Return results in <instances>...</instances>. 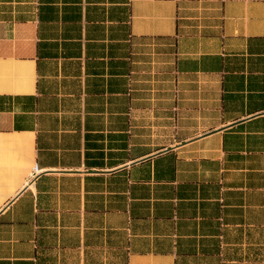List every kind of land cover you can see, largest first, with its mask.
<instances>
[{
    "label": "crops",
    "instance_id": "1",
    "mask_svg": "<svg viewBox=\"0 0 264 264\" xmlns=\"http://www.w3.org/2000/svg\"><path fill=\"white\" fill-rule=\"evenodd\" d=\"M0 264H264V0H0Z\"/></svg>",
    "mask_w": 264,
    "mask_h": 264
}]
</instances>
